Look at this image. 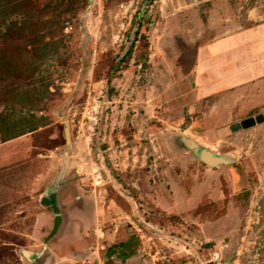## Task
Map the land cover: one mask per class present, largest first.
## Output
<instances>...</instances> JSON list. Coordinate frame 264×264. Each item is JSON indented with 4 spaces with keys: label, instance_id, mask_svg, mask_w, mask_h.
Returning <instances> with one entry per match:
<instances>
[{
    "label": "rangeland",
    "instance_id": "obj_1",
    "mask_svg": "<svg viewBox=\"0 0 264 264\" xmlns=\"http://www.w3.org/2000/svg\"><path fill=\"white\" fill-rule=\"evenodd\" d=\"M0 2V264H264V123L229 129L264 76L203 103L193 70L264 0Z\"/></svg>",
    "mask_w": 264,
    "mask_h": 264
},
{
    "label": "crops",
    "instance_id": "obj_2",
    "mask_svg": "<svg viewBox=\"0 0 264 264\" xmlns=\"http://www.w3.org/2000/svg\"><path fill=\"white\" fill-rule=\"evenodd\" d=\"M195 60V86L203 103L226 93L233 96L242 85L264 76V27L200 46ZM41 220L49 224V217Z\"/></svg>",
    "mask_w": 264,
    "mask_h": 264
},
{
    "label": "water",
    "instance_id": "obj_3",
    "mask_svg": "<svg viewBox=\"0 0 264 264\" xmlns=\"http://www.w3.org/2000/svg\"><path fill=\"white\" fill-rule=\"evenodd\" d=\"M262 123H264V114L258 115L256 117H251V118L245 119L241 122L235 123V124L231 125L229 127V129L232 133H237V132H240V131L245 130V129H250V128L255 127L256 125L262 124ZM66 135H67L68 143L70 144L71 141H70V134H69L68 129L66 130ZM203 157L207 161H210V163L213 165H217V163H221V160L215 159L209 153H205L203 155Z\"/></svg>",
    "mask_w": 264,
    "mask_h": 264
},
{
    "label": "trees",
    "instance_id": "obj_4",
    "mask_svg": "<svg viewBox=\"0 0 264 264\" xmlns=\"http://www.w3.org/2000/svg\"><path fill=\"white\" fill-rule=\"evenodd\" d=\"M1 11H2V6H1V2H0V16H1ZM13 130L10 131V130H5V129H0V134H1V138L3 139V143H7L15 138H18L20 136H22L23 134H20V135H16L15 133H13Z\"/></svg>",
    "mask_w": 264,
    "mask_h": 264
},
{
    "label": "bare ground",
    "instance_id": "obj_5",
    "mask_svg": "<svg viewBox=\"0 0 264 264\" xmlns=\"http://www.w3.org/2000/svg\"><path fill=\"white\" fill-rule=\"evenodd\" d=\"M204 140V139H203Z\"/></svg>",
    "mask_w": 264,
    "mask_h": 264
}]
</instances>
